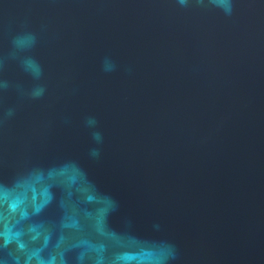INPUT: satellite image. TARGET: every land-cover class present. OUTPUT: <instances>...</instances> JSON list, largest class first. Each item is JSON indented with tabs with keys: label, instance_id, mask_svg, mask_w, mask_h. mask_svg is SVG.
Listing matches in <instances>:
<instances>
[{
	"label": "water",
	"instance_id": "water-1",
	"mask_svg": "<svg viewBox=\"0 0 264 264\" xmlns=\"http://www.w3.org/2000/svg\"><path fill=\"white\" fill-rule=\"evenodd\" d=\"M227 2L0 0V264H264V0Z\"/></svg>",
	"mask_w": 264,
	"mask_h": 264
},
{
	"label": "clouds",
	"instance_id": "clouds-1",
	"mask_svg": "<svg viewBox=\"0 0 264 264\" xmlns=\"http://www.w3.org/2000/svg\"><path fill=\"white\" fill-rule=\"evenodd\" d=\"M183 2H184V0H181V3H183ZM221 4H222V6H223L225 12H230V11H231L230 4L227 2V0H221ZM32 40H34V37H31V36L20 37V38H18V39L16 40V43H17L18 45H20V46H23L25 43H27V42H29V41H32ZM26 65H27V67H29V68H32V67H33V64H32L31 61H27V62H26ZM112 68H114V65H112L108 70H111ZM36 74H37V75L39 74L38 71H37ZM42 92H43V89H40V90H38L35 94H36V95H40V94H42Z\"/></svg>",
	"mask_w": 264,
	"mask_h": 264
}]
</instances>
